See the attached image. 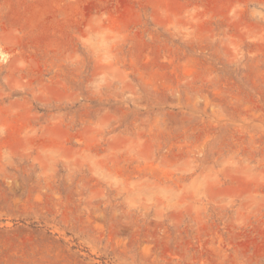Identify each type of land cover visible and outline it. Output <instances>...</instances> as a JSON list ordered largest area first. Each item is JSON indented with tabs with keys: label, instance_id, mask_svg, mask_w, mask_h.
<instances>
[{
	"label": "rangeland",
	"instance_id": "1",
	"mask_svg": "<svg viewBox=\"0 0 264 264\" xmlns=\"http://www.w3.org/2000/svg\"><path fill=\"white\" fill-rule=\"evenodd\" d=\"M0 264H264V0H0Z\"/></svg>",
	"mask_w": 264,
	"mask_h": 264
}]
</instances>
